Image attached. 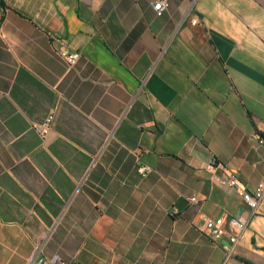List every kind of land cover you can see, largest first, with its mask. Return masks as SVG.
Returning a JSON list of instances; mask_svg holds the SVG:
<instances>
[{"label": "crops", "instance_id": "obj_1", "mask_svg": "<svg viewBox=\"0 0 264 264\" xmlns=\"http://www.w3.org/2000/svg\"><path fill=\"white\" fill-rule=\"evenodd\" d=\"M156 1L0 4V264H264V198L231 256L200 226L249 216L213 157L264 175V0Z\"/></svg>", "mask_w": 264, "mask_h": 264}, {"label": "built area", "instance_id": "obj_2", "mask_svg": "<svg viewBox=\"0 0 264 264\" xmlns=\"http://www.w3.org/2000/svg\"><path fill=\"white\" fill-rule=\"evenodd\" d=\"M169 6V0H158L154 3V9L157 15H162ZM58 55L64 59L70 66H74L81 53L79 51H66L64 49L58 50ZM54 120V114L50 113L42 124L38 127L39 131L46 135L52 128ZM259 141L264 144V137L259 136ZM206 168L211 173L212 178L220 185L236 189L241 196L242 201L248 209L249 216L243 217H230L225 219L224 217H210L208 215H202V224L200 225L203 231L214 241L221 243L222 248L226 252L227 256H231L234 250V245L238 242L241 233L249 224V219L255 215L259 205L264 198V175L261 181L253 189L245 187L238 175L230 171L226 165L213 157L207 164ZM138 173L142 177L148 176L152 171V167L149 165L141 164L137 167ZM189 201L194 204L198 201L196 195L190 197ZM173 214H177L176 209L172 210ZM40 250V246L37 247L36 256ZM33 264H71L60 256L56 255L50 259H37Z\"/></svg>", "mask_w": 264, "mask_h": 264}, {"label": "trees", "instance_id": "obj_3", "mask_svg": "<svg viewBox=\"0 0 264 264\" xmlns=\"http://www.w3.org/2000/svg\"><path fill=\"white\" fill-rule=\"evenodd\" d=\"M0 4H1L2 6L5 7V2H4V0H0ZM2 21H3V16L0 18V24H1ZM261 136L264 137V133H261Z\"/></svg>", "mask_w": 264, "mask_h": 264}]
</instances>
